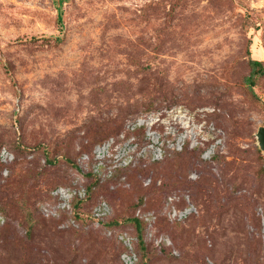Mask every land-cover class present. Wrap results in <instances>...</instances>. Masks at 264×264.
<instances>
[{
	"label": "rangeland",
	"instance_id": "rangeland-1",
	"mask_svg": "<svg viewBox=\"0 0 264 264\" xmlns=\"http://www.w3.org/2000/svg\"><path fill=\"white\" fill-rule=\"evenodd\" d=\"M251 59L264 0H0V264H264Z\"/></svg>",
	"mask_w": 264,
	"mask_h": 264
},
{
	"label": "built area",
	"instance_id": "built-area-1",
	"mask_svg": "<svg viewBox=\"0 0 264 264\" xmlns=\"http://www.w3.org/2000/svg\"><path fill=\"white\" fill-rule=\"evenodd\" d=\"M106 209V204L103 203L100 206V210ZM192 212L191 207H186L184 210H177L173 209L171 214L176 217V218H183V216H187L189 212ZM105 212L102 211H97L98 215H102ZM118 240L122 243L124 246V250L121 254V259L125 264H139V255L135 249V242H136V237L132 233L126 232V231H121L118 234Z\"/></svg>",
	"mask_w": 264,
	"mask_h": 264
},
{
	"label": "trees",
	"instance_id": "trees-1",
	"mask_svg": "<svg viewBox=\"0 0 264 264\" xmlns=\"http://www.w3.org/2000/svg\"><path fill=\"white\" fill-rule=\"evenodd\" d=\"M250 63H251V65H252V68H253V72H254V74H257V73H263V72H264V65H263V62H262V61H260V60H255V59H251V60H250ZM253 76H254L253 74H251V76H248V77L246 78V81H247V83H248V87L250 88L252 94L255 95L256 97H258L257 93H256L255 90H254V86H255V83H256V82H255V79H254ZM136 222H137V225L141 228V226H142V221L139 220L138 218H136ZM134 233H135V232H134ZM137 243H138V242H135V249H136V251H137V253H138V255H139V264H143V258H142V255H141L139 249H138V245H137ZM121 246H122V248H123V250H124V246H123L122 244H121ZM123 250H122V251H123ZM120 259H121V257H120ZM121 263H122V264H125V263L122 261V259H121Z\"/></svg>",
	"mask_w": 264,
	"mask_h": 264
},
{
	"label": "water",
	"instance_id": "water-1",
	"mask_svg": "<svg viewBox=\"0 0 264 264\" xmlns=\"http://www.w3.org/2000/svg\"><path fill=\"white\" fill-rule=\"evenodd\" d=\"M256 136L258 138V142H259L261 149L264 151V126H260L258 128Z\"/></svg>",
	"mask_w": 264,
	"mask_h": 264
}]
</instances>
